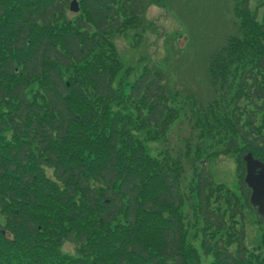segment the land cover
I'll use <instances>...</instances> for the list:
<instances>
[{"label":"trees","instance_id":"obj_1","mask_svg":"<svg viewBox=\"0 0 264 264\" xmlns=\"http://www.w3.org/2000/svg\"><path fill=\"white\" fill-rule=\"evenodd\" d=\"M68 2L0 0V264H201L189 228L210 264H264L244 247L246 214L261 246L264 220L241 161L264 163V15L232 0L236 35L206 66L214 98L188 107L197 142L153 158L143 143L187 103L159 70L126 82L113 38L141 31L154 1L79 0L72 21ZM215 155L237 157L238 193L198 166Z\"/></svg>","mask_w":264,"mask_h":264},{"label":"rangeland","instance_id":"obj_2","mask_svg":"<svg viewBox=\"0 0 264 264\" xmlns=\"http://www.w3.org/2000/svg\"><path fill=\"white\" fill-rule=\"evenodd\" d=\"M232 6V0H163L162 7L147 6L139 43L135 45L133 32L114 38L122 66L131 71L126 82L131 83L136 77L139 64L147 63L151 69L159 67L164 70V88L173 92L171 97L179 100L180 94L193 99L192 109L206 106L214 98V93L205 80V64L209 55L220 50L237 32ZM256 6L257 0H250L251 10ZM258 12L261 15L264 11ZM67 17L71 19L73 15L68 12ZM183 112L187 117L171 127L166 142L144 143L148 155L155 157L165 149L170 153L182 152L186 140L197 142V133L191 131L188 107ZM203 144L208 145V142ZM235 167L231 155L219 156L208 160L206 172L213 183L237 192ZM186 175L189 177L190 171ZM248 215L244 229L245 246L248 252L257 251L264 259V246L259 239L261 229L251 222ZM199 240L189 228V244L201 255ZM61 249L73 255L74 245L67 242ZM200 263L209 264L210 260L205 256Z\"/></svg>","mask_w":264,"mask_h":264},{"label":"water","instance_id":"obj_3","mask_svg":"<svg viewBox=\"0 0 264 264\" xmlns=\"http://www.w3.org/2000/svg\"><path fill=\"white\" fill-rule=\"evenodd\" d=\"M70 10L77 12L75 1L72 2ZM244 161L246 163L245 182L251 189L250 202L253 206L258 207V212L264 216V166L257 160H253L248 154Z\"/></svg>","mask_w":264,"mask_h":264}]
</instances>
